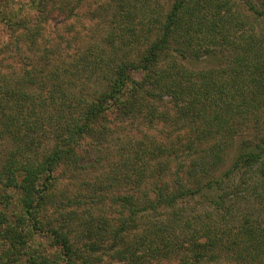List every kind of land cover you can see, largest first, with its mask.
Here are the masks:
<instances>
[{
    "label": "trees",
    "instance_id": "trees-1",
    "mask_svg": "<svg viewBox=\"0 0 264 264\" xmlns=\"http://www.w3.org/2000/svg\"><path fill=\"white\" fill-rule=\"evenodd\" d=\"M54 1L37 0L36 15ZM86 5L96 39L65 58L59 44L34 47L44 29L23 22L20 41L43 55L25 56L22 41L0 76V142L11 146L0 183L22 194L17 224L27 218L62 251L58 263L37 249L30 264H264V0H63V11ZM204 59L213 64L191 67ZM125 122L130 135L111 127ZM114 140L125 144L106 149ZM116 156L124 171L89 196L99 206L110 189L113 216L43 227L64 170ZM9 220L0 210V241L21 256L29 241Z\"/></svg>",
    "mask_w": 264,
    "mask_h": 264
},
{
    "label": "rangeland",
    "instance_id": "rangeland-1",
    "mask_svg": "<svg viewBox=\"0 0 264 264\" xmlns=\"http://www.w3.org/2000/svg\"><path fill=\"white\" fill-rule=\"evenodd\" d=\"M88 1L93 7L94 0ZM97 2L103 3L104 0H97ZM36 3L37 0H0V76L1 74L13 72L17 67V63L19 62L18 49L22 41L21 44H23L22 47L25 56L31 59H38L39 56L43 55L39 52L40 50H31L32 38L25 37L20 41V34L23 32V22L28 27H32L33 24H40L44 29L40 34L35 33V41H37V43L34 47H39L40 49L45 48L47 49L45 50L47 53L53 44H59L65 58L66 53L73 55L75 49L89 44L94 38L96 39L98 37L99 32L93 33V29L97 23H93L92 21V15L89 9L90 4L81 9H76L75 14L69 17L68 14H65L63 11V0H55L54 3L50 2L48 4L46 14L44 12L38 17L36 15ZM72 6H76V3L72 4ZM207 60L210 62L207 63L204 59L200 62L193 63L191 67L202 69L207 66V64H213V60ZM134 78L140 79V74H135ZM111 117L113 118L115 116L111 115ZM124 124L125 126L112 124L111 127L115 130L119 129L118 131H120V133H124L122 135L132 134L134 132H132V130H128L130 133L128 131L126 133L123 132L121 129L122 126L126 129H129L128 127L130 126L129 122H125ZM135 124H137V122H135ZM160 130L161 128L158 126L151 131V134L158 135ZM120 133L119 135L121 136ZM0 143H2L0 144V163H2L3 153L10 151L11 146H9L8 143ZM121 144H125V141L121 140L118 142L114 140L105 148L118 151L117 147ZM86 146L85 144L82 148V158L85 161H87L88 158L91 160L92 157H95L88 153L86 150L88 147ZM97 156H99L98 152ZM114 159H116L114 162H109L107 160L102 164H97L96 168H86L82 173L74 177L70 176L72 173L68 170H64L61 173L58 183H54L55 187L52 190L54 192L56 206L53 208V206L49 204L47 208L42 211L43 216L41 217V221L43 227L49 224L56 226V228H61L63 225L64 228L69 227L68 225H72L73 230H75L76 228L78 229V225L83 221L96 219L104 214H111L112 212L108 208V200H110L112 195L110 189L106 190L110 191L109 194H104L107 200H105L104 204H100L99 206L92 202L89 196L93 193V189H97L100 183L106 187L110 183V176L115 173V170L119 169V171H124V160L119 156L114 157ZM228 159H232V155ZM228 165L230 164L226 163V166ZM122 190L119 191L121 192ZM115 192L116 190L113 193ZM0 195L4 196V203L0 205V210L6 213L10 219L7 227L16 229V236L22 241L24 239H28L29 241L27 247L22 251L21 256L18 254H16V256L10 255L11 252L9 247H11L12 241H0V264H30L29 259L31 255L35 253L34 251L37 252V249L40 250L38 252L39 254L40 252L45 253L46 251V256L50 261L60 263L61 248L52 246V242L50 241L51 237L46 232H35L32 230L33 224L31 221L27 220V218L25 222H22L21 226L17 224L22 214L20 206L22 194L14 188L7 187L5 183H0ZM69 199L76 202L71 204ZM62 203H64L65 206ZM111 215L113 216L114 214ZM77 229L75 231H77ZM74 235H77V233ZM32 236L33 238L31 239ZM74 237L75 236H73V238Z\"/></svg>",
    "mask_w": 264,
    "mask_h": 264
}]
</instances>
